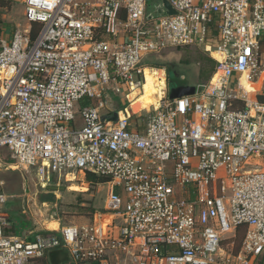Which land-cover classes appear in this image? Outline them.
<instances>
[{"label": "built area", "instance_id": "obj_1", "mask_svg": "<svg viewBox=\"0 0 264 264\" xmlns=\"http://www.w3.org/2000/svg\"><path fill=\"white\" fill-rule=\"evenodd\" d=\"M167 1L176 14L149 20L147 0H22L28 28L0 30V167L43 188L76 173L109 187L93 223L27 241L5 234L0 183V264L62 249L75 264H264V0ZM179 48L217 63L195 95L163 92L144 126L110 113Z\"/></svg>", "mask_w": 264, "mask_h": 264}, {"label": "rangeland", "instance_id": "obj_2", "mask_svg": "<svg viewBox=\"0 0 264 264\" xmlns=\"http://www.w3.org/2000/svg\"><path fill=\"white\" fill-rule=\"evenodd\" d=\"M162 0H147V6L154 8L155 4ZM39 26H36V28ZM28 28L25 19V8L22 0H10L8 9L3 11L0 19V30L2 36L12 38L17 31H23ZM217 59L215 55H212ZM156 59L154 63L147 66L149 69L157 70L160 85L158 88L147 93L148 99L156 97L157 102L161 99L163 92H168L165 71L161 64L165 61H177L186 63L189 66L196 67L199 71L198 82H208L217 63L209 57L203 50L195 48H179L177 50H168L153 57ZM207 68V70H204ZM2 77H8V71H0ZM264 81H262V84ZM171 87V86H170ZM264 89V84H263ZM117 101L119 99L114 97ZM115 100V102H116ZM149 105L147 109L153 112V106ZM134 113L133 120L137 124L144 126L149 115L147 109L139 110L134 102H131ZM110 113L120 110L117 104L111 107ZM115 109V110H114ZM139 116V118H137ZM10 158L3 167H0V182L4 183L2 191L8 196L7 203L1 208L2 214L10 220V231L12 235L23 239L26 230L34 229V225H44L46 221L56 219L60 220L62 226L82 225L85 223H93L97 215L103 212L104 199L108 195L109 187L107 184L91 187L85 182V176L76 173L67 177H57L55 182H51L46 188L41 187L39 179L34 170L24 172L23 170H11L8 164L11 163ZM15 169V167H12ZM75 178L74 181L70 180ZM38 184V185H37ZM87 184V190L84 192L71 191L72 186L82 187ZM86 187V186H85ZM47 202V203H43ZM37 223V224H35ZM53 222L52 225H56ZM49 223H47L48 227ZM58 225V224H57ZM49 229V228H47ZM35 264H50L46 259ZM63 264H75L70 259L69 262Z\"/></svg>", "mask_w": 264, "mask_h": 264}, {"label": "crops", "instance_id": "obj_3", "mask_svg": "<svg viewBox=\"0 0 264 264\" xmlns=\"http://www.w3.org/2000/svg\"><path fill=\"white\" fill-rule=\"evenodd\" d=\"M136 95L139 96V94H136ZM114 97H117L119 99V101H117ZM112 99H113V102L109 106L110 109H112L111 107H113L114 104H117V107H119L118 109L128 108L131 111L132 114H135V115L137 114V113L133 112V110L130 108L131 104H128L123 99V97L112 96ZM115 100H116V102H115ZM8 168L11 169V167H8ZM15 169H17V167H15ZM11 170H13V169H11ZM70 180L74 181L75 178H71ZM0 183L3 184V186H2V189H3L4 183L3 182H0ZM71 189H72L71 191H75V192H84L85 190H87V184H84L82 187H80V186H72ZM43 203H47V202H43ZM9 221L10 220H8V222ZM53 222H56L58 225L57 224L56 225H52ZM47 223H49L48 227H47ZM35 224H37V223H35ZM85 224H87V223H85ZM38 226L39 227L34 225V229L26 230L25 233H24L23 239L18 237V236L12 235V233L10 231V225H8V227L6 229V234H7V236H10V237H16V238H20L22 240H27V241L31 240V241H33L38 234H41V233H57L63 227L61 221L60 220H56V219H52V220L46 221L43 226L38 224ZM47 228H49V229H47ZM44 259H46L48 261V263H50V264H63L65 262H69L70 259L72 260V257L70 255L69 251L62 249V250H54V251L48 252L46 254V256L44 257Z\"/></svg>", "mask_w": 264, "mask_h": 264}, {"label": "flooded vegetation", "instance_id": "obj_4", "mask_svg": "<svg viewBox=\"0 0 264 264\" xmlns=\"http://www.w3.org/2000/svg\"><path fill=\"white\" fill-rule=\"evenodd\" d=\"M157 4H155V6ZM150 60L154 63L156 59ZM161 67L166 69L165 76L167 87L174 85H196L198 82L197 77L199 75V71L196 67L177 61H165V63L161 64Z\"/></svg>", "mask_w": 264, "mask_h": 264}, {"label": "bare ground", "instance_id": "obj_5", "mask_svg": "<svg viewBox=\"0 0 264 264\" xmlns=\"http://www.w3.org/2000/svg\"><path fill=\"white\" fill-rule=\"evenodd\" d=\"M212 55H215L217 57V60H221L222 56L220 53L213 52ZM264 79V78H263ZM243 83L246 85V87L249 89L250 92H253L255 89V86L258 85H251L247 81L243 80ZM160 85V80L158 78L157 70L146 68L145 70V83L144 87L141 91H135L131 96V101L134 102L139 110L147 109V107L150 105H153L157 102L156 97H152L151 99H148L147 93L155 90ZM254 86V87H253ZM136 94H139L137 96ZM156 101V102H155ZM155 106H158V103H156Z\"/></svg>", "mask_w": 264, "mask_h": 264}, {"label": "water", "instance_id": "obj_6", "mask_svg": "<svg viewBox=\"0 0 264 264\" xmlns=\"http://www.w3.org/2000/svg\"><path fill=\"white\" fill-rule=\"evenodd\" d=\"M148 16L147 18L149 20L154 19L155 16H170L176 14L175 10L171 7L169 2L167 0L160 1L154 8H152L150 5L147 7ZM147 64H152L151 60L147 61ZM199 82H197L198 84ZM196 85H187V86H171L168 87V95L170 100H176L187 96H193L196 93ZM118 117L117 114H115L113 120H116Z\"/></svg>", "mask_w": 264, "mask_h": 264}, {"label": "trees", "instance_id": "obj_7", "mask_svg": "<svg viewBox=\"0 0 264 264\" xmlns=\"http://www.w3.org/2000/svg\"><path fill=\"white\" fill-rule=\"evenodd\" d=\"M9 5H10V0H0V19H1L2 15H3V11L8 9ZM38 30H39L38 27L37 28H36V26L33 27V30L31 32L32 38H35L37 36ZM262 51L264 52V40L262 42ZM204 70H207V68H205ZM130 108L132 110H134L132 105H130ZM54 180L57 181L56 179H54ZM55 181H53V182H55ZM107 181H108V179H105L103 177H99V176H97L95 174H92V173H87L85 175V182L88 183L91 187L98 186L99 184L105 183ZM244 233H245V228L242 227V228L238 229L237 232H236V236L234 238H232L230 241L225 242V245L228 242H233L234 245H235L234 252L238 253L239 250H240L241 241H242V239L244 237ZM42 260H44V258L39 260V261H37V262H40ZM37 262H35V263H37ZM258 264H263V263L260 261V262H258Z\"/></svg>", "mask_w": 264, "mask_h": 264}]
</instances>
